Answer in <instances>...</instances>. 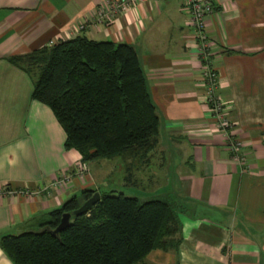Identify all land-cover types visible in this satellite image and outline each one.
<instances>
[{
    "label": "crops",
    "instance_id": "1",
    "mask_svg": "<svg viewBox=\"0 0 264 264\" xmlns=\"http://www.w3.org/2000/svg\"><path fill=\"white\" fill-rule=\"evenodd\" d=\"M106 1L114 0H0V187L7 188L0 237L33 227L94 188L90 170L86 177L72 173L80 156L65 149V132L50 108L31 99L33 79L7 60L84 33L136 48L160 126L157 146L134 167L153 172L147 179L161 187L159 195L187 204L177 249L152 250L145 263L264 264V0H211L214 11L205 19L217 94L232 136L242 142L243 166L231 158L204 101L183 0L140 1L100 23L96 10ZM153 166L166 173L164 180ZM64 173L70 179L55 185ZM0 264H13L1 248Z\"/></svg>",
    "mask_w": 264,
    "mask_h": 264
},
{
    "label": "trees",
    "instance_id": "2",
    "mask_svg": "<svg viewBox=\"0 0 264 264\" xmlns=\"http://www.w3.org/2000/svg\"><path fill=\"white\" fill-rule=\"evenodd\" d=\"M8 62L33 79L31 99L48 106L65 132L64 147L81 163L122 156L131 169L158 144L160 120L136 48L129 43L94 40L84 33L59 40ZM96 188H84L35 220L36 230L0 237L13 264H146L155 249H177L179 214L187 204L159 195L140 201L111 190L90 209L71 215L52 234L63 213H71Z\"/></svg>",
    "mask_w": 264,
    "mask_h": 264
},
{
    "label": "built area",
    "instance_id": "3",
    "mask_svg": "<svg viewBox=\"0 0 264 264\" xmlns=\"http://www.w3.org/2000/svg\"><path fill=\"white\" fill-rule=\"evenodd\" d=\"M140 1L145 0L106 1L105 3L100 4L96 10L97 21L100 23L113 21L119 14L128 12L129 9H131ZM182 3L185 11L188 14L187 24L192 30V36L197 47L202 83L204 87V101L214 121L215 128L222 132L228 140L231 158L243 166L245 164L246 158L239 152L242 142L238 138L232 136L234 135L231 131L233 123L227 116V105L217 94L219 75L218 71L213 65V43L209 39L205 29V19L214 11L213 3L211 0H183ZM78 29L83 30L84 24H80ZM72 173L77 177H82L83 174L89 173V167L86 163L79 162ZM70 177L71 175L66 173L61 174L55 180L54 184L60 185L65 183L70 179ZM6 189V187H0V197ZM36 194L37 191L35 190L29 192V196L31 197L35 196Z\"/></svg>",
    "mask_w": 264,
    "mask_h": 264
},
{
    "label": "rangeland",
    "instance_id": "4",
    "mask_svg": "<svg viewBox=\"0 0 264 264\" xmlns=\"http://www.w3.org/2000/svg\"><path fill=\"white\" fill-rule=\"evenodd\" d=\"M87 166L89 167L93 180L95 179V183L92 187L96 188L98 192L107 193L111 190H115L123 192L127 196H137L140 201L156 198L159 196V193L162 192V189H159L161 187L153 186L147 179L153 172L138 171L136 167H133V169H131V174L136 184H130L128 180L125 181L124 178L127 177L128 173L126 171V162L122 156H115L111 159L94 160L88 162ZM151 170H154V173L156 172V175L161 177V180H164V175L166 173L158 172L154 166ZM86 175L88 174H83L82 177H86ZM159 186H163V183H159ZM36 229L37 227L29 228V230Z\"/></svg>",
    "mask_w": 264,
    "mask_h": 264
},
{
    "label": "water",
    "instance_id": "5",
    "mask_svg": "<svg viewBox=\"0 0 264 264\" xmlns=\"http://www.w3.org/2000/svg\"><path fill=\"white\" fill-rule=\"evenodd\" d=\"M99 197V192H94L92 196L86 199L77 209L73 210L71 213H63L58 225L52 231V234H56L64 230L69 224L71 215H81L87 212L94 202L99 199Z\"/></svg>",
    "mask_w": 264,
    "mask_h": 264
}]
</instances>
